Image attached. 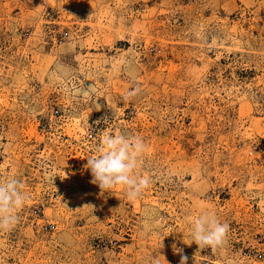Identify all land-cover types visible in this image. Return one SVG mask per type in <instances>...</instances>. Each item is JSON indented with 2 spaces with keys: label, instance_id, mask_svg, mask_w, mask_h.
<instances>
[{
  "label": "rangeland",
  "instance_id": "374dc122",
  "mask_svg": "<svg viewBox=\"0 0 264 264\" xmlns=\"http://www.w3.org/2000/svg\"><path fill=\"white\" fill-rule=\"evenodd\" d=\"M136 86L137 95L124 96ZM139 136L135 200L91 183ZM29 196L0 264H264V0H0V181ZM227 223L199 248L194 218Z\"/></svg>",
  "mask_w": 264,
  "mask_h": 264
},
{
  "label": "clouds",
  "instance_id": "9594fccd",
  "mask_svg": "<svg viewBox=\"0 0 264 264\" xmlns=\"http://www.w3.org/2000/svg\"><path fill=\"white\" fill-rule=\"evenodd\" d=\"M136 86L124 96L127 100L139 93ZM99 155L87 158L85 168L90 169L91 183L101 190L122 187L129 200L138 199L149 187L151 180L136 174V169L146 151V145L139 136L115 134L104 136L99 148ZM23 182L15 176L0 181V231L9 230L18 223V210L29 199ZM193 241L199 248L210 247L215 251L222 246L229 231L227 223L218 221L214 214L204 212L194 218L191 224ZM174 254L180 255L179 264H188V256L176 243L172 244ZM152 264H159L153 258Z\"/></svg>",
  "mask_w": 264,
  "mask_h": 264
}]
</instances>
